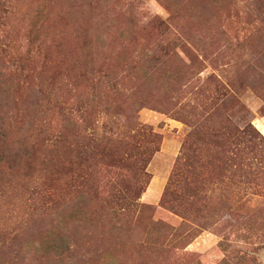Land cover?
Listing matches in <instances>:
<instances>
[{"label":"rangeland","instance_id":"1","mask_svg":"<svg viewBox=\"0 0 264 264\" xmlns=\"http://www.w3.org/2000/svg\"><path fill=\"white\" fill-rule=\"evenodd\" d=\"M0 264H264V0H0Z\"/></svg>","mask_w":264,"mask_h":264},{"label":"trees","instance_id":"2","mask_svg":"<svg viewBox=\"0 0 264 264\" xmlns=\"http://www.w3.org/2000/svg\"><path fill=\"white\" fill-rule=\"evenodd\" d=\"M67 245L68 241L65 240L64 238H60L59 240H57L56 237H52L50 239V241H44L41 245H40V252L44 255V256H49L52 253L58 255L60 258L63 254H65V250L67 249ZM117 257L114 255L112 257V259H110L112 262H116L117 261Z\"/></svg>","mask_w":264,"mask_h":264}]
</instances>
